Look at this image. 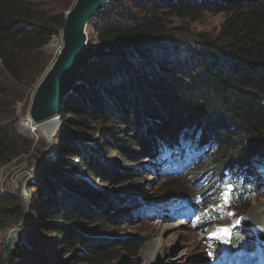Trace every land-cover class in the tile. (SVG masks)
Masks as SVG:
<instances>
[{
	"label": "trees",
	"instance_id": "trees-1",
	"mask_svg": "<svg viewBox=\"0 0 264 264\" xmlns=\"http://www.w3.org/2000/svg\"><path fill=\"white\" fill-rule=\"evenodd\" d=\"M64 1L0 0V167L34 152L17 133L16 105L28 102L51 60L43 48L65 24ZM108 6L112 15L99 13L96 27V47L104 52L78 72L59 109L58 157L40 164L26 189L36 225H28L25 242L32 246L19 245L9 263L45 264L55 243L49 234L67 251L86 249L88 264L113 262L107 246L86 239V221H102L96 208L119 207L129 216L138 207L97 192L78 175L81 169L111 185L121 182V164H159L172 179L200 162L198 179L211 172L219 200L225 182L232 183L233 203L242 202L246 188L264 184V0H110ZM206 13L228 19L216 37L200 36L186 64L146 47L165 33L167 19L195 22ZM192 154V165H181ZM22 203L19 192L0 194V246L4 231L24 220ZM234 232L229 249L237 252L251 232Z\"/></svg>",
	"mask_w": 264,
	"mask_h": 264
},
{
	"label": "rangeland",
	"instance_id": "rangeland-1",
	"mask_svg": "<svg viewBox=\"0 0 264 264\" xmlns=\"http://www.w3.org/2000/svg\"><path fill=\"white\" fill-rule=\"evenodd\" d=\"M76 2L77 0L64 1L65 5L68 4L63 11L65 17ZM108 5L109 2L91 19L92 23L87 26L88 46L93 49L97 48L96 27L100 22L97 16L99 13H104V17L110 14L114 7ZM227 19L228 16L225 14L212 15L210 13H206L195 22L190 19L169 18L165 33L154 44H146V47L157 48L158 54L156 53V55H159L161 59L169 58L173 63L183 62L186 64L188 53L199 47L200 36L216 37ZM59 33L49 43L59 44L56 42ZM49 43L43 48V51L51 57V62L57 48H49ZM162 47L167 51H162ZM163 55L167 56L162 58ZM95 57L89 62L93 61ZM41 76L33 86L28 102L23 101L16 105L17 133L33 143L34 152L32 149L31 157L30 154L18 157L0 167V194L5 191L19 192L23 198L24 220L22 221L21 240L19 239L14 245L11 255L19 245L21 246L26 241V232L30 222L32 221L31 228L36 225L35 220L31 219L30 192H27L26 189L34 180L36 168L45 161L58 157L56 147L59 144L58 136L63 129L61 120H57L56 131L48 137L42 131L31 132L32 126L29 128L24 126L29 119L28 112L32 95ZM78 82L77 77L73 89ZM86 134L93 142L94 136L91 130ZM65 139V136L60 137L61 142ZM195 155L188 156L181 165L191 166L194 162L191 161V158ZM109 156L113 158L114 154L109 152ZM74 162L78 164L76 160ZM200 164V162H195L190 167V172H188V168L186 170L179 168L178 174L174 175L172 179L164 178L161 168L158 167L159 164L155 165L156 168L152 163L149 164L146 161L139 162L137 166L133 165L130 168L123 167L124 164H121L118 166L120 174H122L119 178L121 182L111 185H105L96 178L87 176L81 169L78 175H82L84 181L95 188L97 192L110 197L115 203L117 199L124 198L130 203L132 202L135 208L138 207L136 212L129 216L120 215L119 207L110 208L108 211L102 210V213L96 208L95 212L98 213L96 215L102 221H86L88 230L86 239L90 238L91 240L88 239L90 242L98 241L107 246L112 252L110 259L113 262L111 264H264V221L259 226L249 218V213L254 207L262 206L264 208V184L260 183L254 189L246 188L240 203H233L231 200V192L234 189L232 184V191L228 194L229 202L224 206L215 196L218 185L213 184L215 180L212 173L207 172L208 174L198 179L202 173L197 174L195 170L198 165L197 169L203 166ZM145 166H151L152 169L149 171ZM172 213L174 215L171 217ZM229 213L232 215H228ZM168 214L169 216H167ZM240 216H246L247 222L251 225L250 229L241 230L250 231L251 237L246 239L243 249L234 252L229 249L230 240L232 234L235 233L236 222ZM14 226L6 229L3 233V241L0 246L2 264H18L16 262L9 263L12 256H7L6 246L2 253L7 235ZM223 228L230 229V234L227 237L211 238ZM0 233H2L1 229ZM46 240H53L55 243L47 248L45 264H88L89 254L86 249L80 247L73 251H67L62 247L61 238H57L54 234H49ZM25 243L32 246L29 242ZM249 243L252 245L247 246ZM218 245L223 246L225 251L217 249L214 254L213 247H218ZM55 249H58L57 254H55ZM19 264L25 263L20 262Z\"/></svg>",
	"mask_w": 264,
	"mask_h": 264
},
{
	"label": "water",
	"instance_id": "water-1",
	"mask_svg": "<svg viewBox=\"0 0 264 264\" xmlns=\"http://www.w3.org/2000/svg\"><path fill=\"white\" fill-rule=\"evenodd\" d=\"M110 0H77L69 16L65 17V24L61 30L65 33L64 48L59 55V64L50 79L40 90L34 104L31 106L28 117L37 122L43 118L51 120L59 114L62 103L72 91L77 80V73L95 56L101 55L104 50L93 49L88 46L83 36L85 24L104 8ZM33 104V106H32ZM32 107V108H31ZM239 229H250L246 216L238 218ZM23 222L12 228L21 227ZM2 248V253L5 248ZM12 252L10 253L11 257Z\"/></svg>",
	"mask_w": 264,
	"mask_h": 264
},
{
	"label": "bare ground",
	"instance_id": "bare-ground-1",
	"mask_svg": "<svg viewBox=\"0 0 264 264\" xmlns=\"http://www.w3.org/2000/svg\"><path fill=\"white\" fill-rule=\"evenodd\" d=\"M70 12H71V10L68 12L67 17L69 16ZM87 26H88V24H85V26H84L85 28L82 31L85 39H87ZM58 36H59L58 38L56 37L57 38L56 42H58L59 44L56 45L55 42L49 43L48 47L49 48L56 47L57 51H56L54 59L50 62V64L48 65V67L46 68L43 75L41 76V78L39 79V81L37 82V84L35 86V91H34V94L32 95L33 104H34V101L37 98L40 90L44 87L46 82L50 79V77L52 76V74L54 73V71L58 67L59 55L61 54V51L64 48V41H65L64 31L61 30V32L59 33ZM33 104H32V106H33ZM28 118L29 119H28L27 123H25L24 126L28 127V128L32 126L31 132L42 131L48 137H50L56 131V128H57V125H56L57 119L56 118H52L51 120L43 118L37 122H34V120L31 119V117H28ZM249 218L251 220H254V222L257 223V225L261 226L263 221H264V208L262 206L254 207L249 213ZM22 230H23L22 226L16 227V228H12L10 230V232L8 233L7 239L5 240L7 256H10V253L12 252L14 245L17 244L19 239L21 240Z\"/></svg>",
	"mask_w": 264,
	"mask_h": 264
},
{
	"label": "snow or ice",
	"instance_id": "snow-or-ice-1",
	"mask_svg": "<svg viewBox=\"0 0 264 264\" xmlns=\"http://www.w3.org/2000/svg\"><path fill=\"white\" fill-rule=\"evenodd\" d=\"M232 191V183L230 182H225L224 187L222 188L221 192L219 193L220 196V201L221 203L226 206L228 201V194ZM219 207V205H218ZM228 215H232V213H229ZM237 224L239 223V221L237 220L236 222ZM230 234V229L228 228H223L220 229L216 235H214L213 237H211L212 239H217V238H221V237H227Z\"/></svg>",
	"mask_w": 264,
	"mask_h": 264
},
{
	"label": "built area",
	"instance_id": "built-area-1",
	"mask_svg": "<svg viewBox=\"0 0 264 264\" xmlns=\"http://www.w3.org/2000/svg\"><path fill=\"white\" fill-rule=\"evenodd\" d=\"M55 118H56L57 120H60V119H59V114H58Z\"/></svg>",
	"mask_w": 264,
	"mask_h": 264
}]
</instances>
